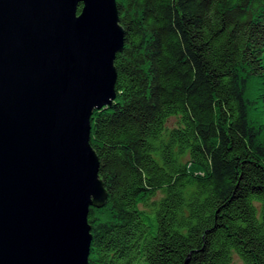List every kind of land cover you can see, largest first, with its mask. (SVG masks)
<instances>
[{
	"label": "trees",
	"instance_id": "obj_1",
	"mask_svg": "<svg viewBox=\"0 0 264 264\" xmlns=\"http://www.w3.org/2000/svg\"><path fill=\"white\" fill-rule=\"evenodd\" d=\"M115 4L116 96L90 118L106 198L89 207L88 264H264V0Z\"/></svg>",
	"mask_w": 264,
	"mask_h": 264
},
{
	"label": "water",
	"instance_id": "obj_2",
	"mask_svg": "<svg viewBox=\"0 0 264 264\" xmlns=\"http://www.w3.org/2000/svg\"><path fill=\"white\" fill-rule=\"evenodd\" d=\"M122 47L115 0H0V264H88L90 118Z\"/></svg>",
	"mask_w": 264,
	"mask_h": 264
},
{
	"label": "rangeland",
	"instance_id": "obj_3",
	"mask_svg": "<svg viewBox=\"0 0 264 264\" xmlns=\"http://www.w3.org/2000/svg\"><path fill=\"white\" fill-rule=\"evenodd\" d=\"M176 119L171 117L168 119L167 121V125L168 126H172L174 123H175ZM160 196V192H157L156 193V196L151 198L147 205H144V204H140L139 205V208H141L142 210H144L145 212H151L152 208H153V204L152 202L156 199H158V197ZM230 264H243L242 260L236 255V254H232V259H231V262Z\"/></svg>",
	"mask_w": 264,
	"mask_h": 264
}]
</instances>
